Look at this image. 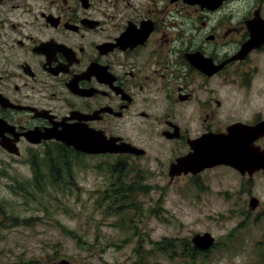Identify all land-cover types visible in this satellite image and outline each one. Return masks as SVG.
Returning a JSON list of instances; mask_svg holds the SVG:
<instances>
[{
  "label": "flooded vegetation",
  "instance_id": "1",
  "mask_svg": "<svg viewBox=\"0 0 264 264\" xmlns=\"http://www.w3.org/2000/svg\"><path fill=\"white\" fill-rule=\"evenodd\" d=\"M263 26L264 0H0V174L20 165L56 175L67 159L73 184L80 159L105 173L110 159L120 164L110 174L127 175L148 155L165 159L157 173L168 185L184 178L209 191L203 176L221 169L235 176L234 193L257 179L264 188ZM65 127L101 150L124 143L144 154L45 139ZM228 135V164L170 176L193 147L212 154L209 143ZM250 198L249 211L261 207ZM257 242L263 252L264 232Z\"/></svg>",
  "mask_w": 264,
  "mask_h": 264
},
{
  "label": "rangeland",
  "instance_id": "2",
  "mask_svg": "<svg viewBox=\"0 0 264 264\" xmlns=\"http://www.w3.org/2000/svg\"><path fill=\"white\" fill-rule=\"evenodd\" d=\"M133 162L139 170L117 180L95 169L98 160L80 159L73 164L68 188L24 185L35 175L26 166L14 165L13 173L0 174V264H264V251L253 247L264 232V188L259 179L249 193H234L235 176L218 169L214 177L203 176L211 189L198 192L184 178L168 185L166 174L157 173L165 159L147 155ZM118 181L135 193V206L128 198L114 212L120 204L109 202L107 213L102 195L119 187ZM19 186L31 192L24 199ZM249 195L261 204L252 212ZM203 233L211 234L217 244L197 261L148 254L152 242L190 241Z\"/></svg>",
  "mask_w": 264,
  "mask_h": 264
},
{
  "label": "water",
  "instance_id": "3",
  "mask_svg": "<svg viewBox=\"0 0 264 264\" xmlns=\"http://www.w3.org/2000/svg\"><path fill=\"white\" fill-rule=\"evenodd\" d=\"M52 133H49L45 137V139H53L54 138L57 141H60L61 143L65 144L66 146H73L75 149H77L81 152H84V153H100V152L117 153V152H120V153H131V154H135L137 156L144 154L143 151L136 149V148H133L127 144H122V147L117 146L118 148L113 149L112 144L108 145L109 144L108 143L107 146L104 145V147H103L104 149L101 150L98 147H95V145H90V144H87L85 142L73 140L70 136L69 128H66V127L63 128V130L59 133H56V134H52ZM25 136H27L26 138L30 142L36 143L39 140V138H36L35 132H29V133L25 134ZM229 139H230V135L226 136V138L225 137L218 138L217 141L209 143L211 145V147H213V151H212L213 156L209 152L205 153V152L199 150L200 146H197L195 148L193 147V153L188 158L178 160L175 165H172L170 167V176H173V174L175 172H177L176 174H179V171H181L186 166H188L189 169L193 168L195 170L194 172L199 171L206 166H210L211 164H215V163H209V162H213V160H215L217 163L228 164L229 159H230V155L232 152L231 147H230L231 145L229 143ZM239 145H237L238 146L237 148H239ZM89 147H91L93 150ZM233 149H234V147H233ZM8 150H9V152H13L9 148H8ZM239 150L241 151L240 148L238 149V152H239ZM210 157H212V159ZM208 159H210L209 162H207ZM184 172H187V171H184ZM256 205H257L256 199L250 198L249 203H248V206L250 207V209H252V210L255 209ZM213 242H214V238L209 233L196 234L191 238L192 245L195 248L202 250V251L208 250L212 246ZM59 264H69V263H68V261L62 260Z\"/></svg>",
  "mask_w": 264,
  "mask_h": 264
},
{
  "label": "trees",
  "instance_id": "4",
  "mask_svg": "<svg viewBox=\"0 0 264 264\" xmlns=\"http://www.w3.org/2000/svg\"><path fill=\"white\" fill-rule=\"evenodd\" d=\"M62 162H65L66 164L64 165V167L66 168V171H62L56 175H51L50 173H48V175H43L41 173H38L36 176H34V179L32 181L23 183L26 186L29 187H33L37 190L40 189V187H42V185L47 186V184L49 183L51 186H65L66 188H68L70 185H72L71 183H67V180L70 178L71 174L69 172V166L67 164L68 160H61L59 163L60 167H63V165L61 164ZM53 167H56V165L54 164L52 166V164H48V169L51 170ZM122 175H116L117 180H119L121 178ZM119 183V187H117L115 190H112L110 192L106 191L103 193L102 195V199L101 202H107V213H108V207H109V202L110 203H114V204H120L118 206H116V208H114V212H118L122 207H121V203L124 202V200L129 198V205L135 206L134 204V198H135V193L133 194V192L131 190H127L123 187H121V182L118 181ZM22 184V185H23ZM112 187H114V185H112ZM18 191L21 193L22 198L24 199L25 197H27L28 193H31L29 191V189L25 188V187H18ZM131 195V196H130ZM123 205V204H122ZM99 207H101V205H98ZM115 206V205H114ZM152 248L151 250H149L148 254H164L167 257H169L170 259L172 258H177V259H185L187 258L190 259L191 261H197L199 259V257L201 256H206L207 252H201L197 249H195L189 242V240L187 239H168V238H164L162 241L159 242H152ZM140 255V257L142 256L141 253H138ZM148 255V256H149ZM259 255V253H258ZM260 257V256H259ZM142 259V258H140ZM190 264H196V262L194 263H190Z\"/></svg>",
  "mask_w": 264,
  "mask_h": 264
}]
</instances>
